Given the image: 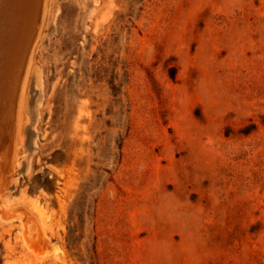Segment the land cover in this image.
Instances as JSON below:
<instances>
[{"label":"rangeland","instance_id":"1","mask_svg":"<svg viewBox=\"0 0 264 264\" xmlns=\"http://www.w3.org/2000/svg\"><path fill=\"white\" fill-rule=\"evenodd\" d=\"M13 107L0 264H264V0H45Z\"/></svg>","mask_w":264,"mask_h":264},{"label":"bare ground","instance_id":"2","mask_svg":"<svg viewBox=\"0 0 264 264\" xmlns=\"http://www.w3.org/2000/svg\"><path fill=\"white\" fill-rule=\"evenodd\" d=\"M24 3L26 0H0V109L4 106L8 122L13 119V104L21 93L28 69L33 25L29 19L18 18Z\"/></svg>","mask_w":264,"mask_h":264},{"label":"water","instance_id":"3","mask_svg":"<svg viewBox=\"0 0 264 264\" xmlns=\"http://www.w3.org/2000/svg\"><path fill=\"white\" fill-rule=\"evenodd\" d=\"M44 2L45 0H26L24 8H21L22 10L19 11L18 18L20 20L29 19L33 25L29 38L30 50L33 48L40 32ZM5 126L4 128L0 127V188H2L10 178L9 169L11 159L14 156L16 143L14 121L12 120L11 122L5 123ZM3 136H6V139L2 142Z\"/></svg>","mask_w":264,"mask_h":264}]
</instances>
